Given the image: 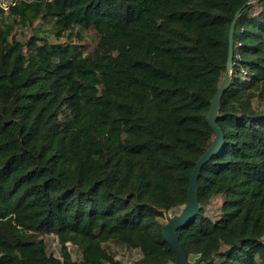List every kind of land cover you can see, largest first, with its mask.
<instances>
[{"label": "trees", "instance_id": "1", "mask_svg": "<svg viewBox=\"0 0 264 264\" xmlns=\"http://www.w3.org/2000/svg\"><path fill=\"white\" fill-rule=\"evenodd\" d=\"M247 1L13 0L0 16V264H119L109 242L139 250L134 264L176 262L163 210L186 204L213 139L206 115ZM75 27L97 32L86 54ZM217 122L225 146L180 241L200 264H264V0L237 20Z\"/></svg>", "mask_w": 264, "mask_h": 264}, {"label": "water", "instance_id": "2", "mask_svg": "<svg viewBox=\"0 0 264 264\" xmlns=\"http://www.w3.org/2000/svg\"><path fill=\"white\" fill-rule=\"evenodd\" d=\"M254 0L247 1L242 7H240L234 14L232 19L229 35H228V54H227V66L223 79L217 88L211 102L209 111L206 115V120L209 123L213 131V139L209 147L205 150L204 154L195 163V167L190 176V184L188 187V196L186 204L181 208L178 213H170V211L163 210L164 223L162 225V233L166 242L171 245L176 253V262L174 264H200L201 259L191 260L189 259L184 247L180 241L178 229L192 223L196 216L200 214L201 206L199 202V176L202 167L210 159L219 154L225 146L224 131L217 122L220 111V102L225 90H227L231 83V73L234 66V33L237 20L240 16L243 8L253 2Z\"/></svg>", "mask_w": 264, "mask_h": 264}, {"label": "rangeland", "instance_id": "3", "mask_svg": "<svg viewBox=\"0 0 264 264\" xmlns=\"http://www.w3.org/2000/svg\"><path fill=\"white\" fill-rule=\"evenodd\" d=\"M10 2L11 0H0V10L1 9L3 10L0 11V16L7 15L6 8ZM38 25H40L42 28L44 27L49 30V26L47 24L38 23ZM30 34H31V30L22 31L21 29H19L17 33V35L25 38H28ZM70 38L76 43L82 44L83 53L86 54L96 44L98 35L94 29H83L80 27H75L72 34L70 35ZM65 39H66L65 36H62L60 38L61 41H64ZM50 40L55 41L56 40L55 35H51ZM220 206H221V199L220 198L215 199L207 207L206 210L207 214L214 218L219 213ZM181 208L182 207H178L173 210H170V213L172 214L178 213L181 210ZM45 240L48 243L49 252L54 253L56 256H60V247L57 236L55 234H49L45 236ZM68 246L73 255V258L80 259V252L78 247L73 244H69ZM105 246L109 251H111L115 255L116 260L119 262V264H134L142 256L139 250H131L125 246H122L114 242L106 243ZM191 260H195V259L191 258Z\"/></svg>", "mask_w": 264, "mask_h": 264}, {"label": "built area", "instance_id": "4", "mask_svg": "<svg viewBox=\"0 0 264 264\" xmlns=\"http://www.w3.org/2000/svg\"><path fill=\"white\" fill-rule=\"evenodd\" d=\"M13 3V0H11V2L7 5L6 10L8 9L9 5Z\"/></svg>", "mask_w": 264, "mask_h": 264}]
</instances>
